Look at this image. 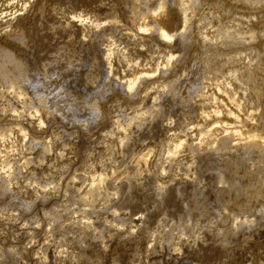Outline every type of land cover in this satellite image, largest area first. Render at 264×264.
<instances>
[{
  "label": "bare ground",
  "instance_id": "1",
  "mask_svg": "<svg viewBox=\"0 0 264 264\" xmlns=\"http://www.w3.org/2000/svg\"><path fill=\"white\" fill-rule=\"evenodd\" d=\"M74 1L81 6L76 15H62L45 30L42 24L26 29L22 21L2 30L6 42L0 43V142L10 140L11 145L9 150L0 146V210L15 208L27 219L31 214L42 215L39 217L51 222H41L52 224L53 231L62 238L77 231L74 242L78 248L73 251L78 253L74 256L71 251V264H116L119 253L114 250L120 252L132 243L135 254L143 247H154L152 250L157 252L168 244L173 246L171 250L167 246L170 251L179 253L184 249L186 257L199 264H264V0H120L125 5L120 12L125 11L126 25L118 9L113 10L108 3L110 8L106 7V2L102 3L104 12L98 6L99 12L96 8L93 13L88 0ZM105 12L111 25L100 31ZM82 18L90 20L85 23ZM75 27L78 32H74ZM46 31L53 35L66 33L68 39L38 63L30 54L21 58L12 49L13 45L25 48L28 41L38 38L45 41ZM109 97L116 113L126 106L131 113L123 111L125 116L119 113L121 118L117 114L109 120L110 113L116 111L112 107L114 111L108 113ZM108 121L111 126L104 131L107 142L98 133L105 142L98 146L100 150L96 148L101 152L97 153L99 158L93 161L95 149L88 165L85 162L93 155L91 150L85 157L79 155L90 171V176L84 178L86 189L80 190L73 181L76 177L68 176L76 166H71V159L68 164L69 158L64 161L63 154L65 150L77 152L76 143L82 137L83 141L91 138L82 133L77 139L75 133L100 123L107 126ZM46 124L51 133L44 135ZM69 125L73 128L70 131ZM94 139L89 140L91 148L100 145V140ZM115 150L120 152L121 157L119 152L116 154L122 164L128 161L127 165H115ZM31 151L36 154L31 155ZM51 154L55 163L50 160ZM48 160L61 172H68V179H59L64 187L56 181L61 175L55 173V167L50 166L55 170L51 177L49 165L47 169L42 165ZM16 161H20L18 168ZM20 166L30 168L24 186ZM79 166L73 170L78 176ZM17 178L24 183L19 180V187L12 190V180L17 183ZM43 178L49 182L55 178L57 185H62L58 186L66 187L69 197L75 196L71 197L73 201L87 206L81 209L85 216L78 208L81 216L76 218L77 206L71 209L69 197L62 198L67 200L65 203L59 201L63 189L58 193L55 187L45 186L47 180L40 187L36 180ZM54 188L57 198L50 192ZM136 213L141 214L137 220ZM70 215L76 220L74 225L69 219L71 224L64 226ZM1 219L3 230L10 222L5 221V225ZM16 220L11 227L15 228ZM34 225L27 226L33 229ZM124 228L129 235L123 232L127 237L119 238ZM114 233L119 235L113 242ZM6 235L0 239H10ZM7 243L0 242V264H14L19 256L26 255L21 242V247ZM112 245L111 252L116 253L113 258L106 251ZM170 251L166 249L165 253ZM184 251L179 255H185ZM68 260L59 257L56 264Z\"/></svg>",
  "mask_w": 264,
  "mask_h": 264
},
{
  "label": "rangeland",
  "instance_id": "2",
  "mask_svg": "<svg viewBox=\"0 0 264 264\" xmlns=\"http://www.w3.org/2000/svg\"><path fill=\"white\" fill-rule=\"evenodd\" d=\"M73 0H0V43L1 44H4V42H6V38L4 37V34H2L3 33V31L2 30H4L7 26H8V24L9 25H11V26H13L15 23H16V21H22V24H24L25 23V25H24V27L26 28V29H29V28H31V26L32 27H35V26H39V24H42L43 25V27H44V30H45V28L48 26L49 27V23H50V25H51V23H55V21H57L56 19H60V18H62V15H64V16H67V13H68V16L71 14V16H69L70 18L71 17H73V13H74V15H76V11L77 10H80L79 8L81 7L80 6V3L79 2H76V1H74V2H72ZM91 3L90 5H89V8H90V11L92 10V12L94 13V11H93V9L95 10L96 8V10H95V12H99L98 11V9L99 10H104V9H106V7H108V8H110V6H113V7H111V8H113V10H117V12L122 16L121 18V20L123 21V23L125 24L126 23V17H125V15H124V12L125 11H123V12H120V11H122V10H125L124 9V7H125V5L123 4L122 5V1H120V0H114V1H112V0H88V3ZM104 2H106L105 4H106V7L104 6L103 7V5H105L104 4ZM102 3H103V5H102ZM107 3L108 4H110V6L109 5H107ZM115 3V4H114ZM120 3V4H119ZM98 4V5H97ZM116 5V6H115ZM120 5L122 6V7H120ZM98 6H99V8H98ZM101 6V7H100ZM117 6H119V7H117ZM25 7V8H24ZM39 7H41V9H42V11L41 10H39L38 8ZM104 9H103V8ZM115 7H117L116 9H115ZM102 8V9H101ZM120 8H121V10H120ZM44 9V10H43ZM46 11V13H44ZM102 12H104V11H102ZM66 13V14H65ZM123 15H122V14ZM43 14V15H42ZM40 15H42V16H40ZM106 15V17H104ZM124 16V17H123ZM18 17V18H17ZM43 18V20H40V19H42ZM104 18L105 19H107V21L106 20H104ZM16 19V20H15ZM75 20H76V18H74ZM108 19L109 18H107V14H106V12L104 13V15L102 14V22L104 23V25L102 24V26L98 29V30H102V28H103V26L104 27H106V26H108V24H110L111 25V21H110V19H109V21H108ZM124 19V20H123ZM40 20V21H39ZM45 20H47V21H45ZM55 20V21H54ZM82 20H83V18H82ZM90 19H88L87 20V18H86V20H83L84 22L86 21V22H88ZM105 21L106 22H109V23H105ZM38 22V23H37ZM41 22V23H40ZM47 22V23H46ZM85 22V23H86ZM13 23V24H12ZM36 23V24H35ZM122 22L121 23H119V24H123ZM33 24V25H32ZM45 24V25H44ZM118 24V25H119ZM122 25L124 28H127V26L125 27V25ZM106 25V26H105ZM121 25H119V28L121 29V27H120ZM77 28L78 27H75L74 28V32L75 31H77ZM123 29V28H122ZM122 29H121V31H122ZM2 31V32H1ZM129 32V30H124V32ZM47 33H48V35H47V38H48V40H47V38H46V40L45 41H40L39 40V38L38 39H35V41H28V43L25 45V48H24V46L23 47H21V46H19V45H16V47H15V45H11V47H13L12 49L15 51V53L18 55V56H22L21 58H26V57H28L29 56V54H30V56L29 57H32L34 60H36V63H38L39 62V60H41V59H43V58H46V57H49L50 56V54L53 52V50H54V48H58L59 46H61V44L63 45V44H65V42L67 43V35H66V33H61V32H59V33H61V34H59V33H56V35L54 34L53 35V33L52 32H48V31H46ZM78 32V31H77ZM77 32H76V34H77ZM50 34H52V35H50ZM66 35V36H65ZM4 37V38H3ZM37 40H39V41H37ZM29 42H32V43H29ZM37 42H40V43H37ZM33 43H34V45H33ZM37 43V44H36ZM43 43V44H42ZM31 44V45H30ZM49 44V45H48ZM57 44V45H56ZM122 44L123 43H121L120 45L122 46ZM40 45V46H39ZM52 45V46H51ZM18 47V48H17ZM20 47V48H19ZM36 47V48H35ZM38 47V48H37ZM28 48V49H27ZM33 48H35L34 50H33ZM39 51H41V52H39ZM44 51V52H43ZM34 52V53H33ZM48 52V53H47ZM51 52V53H50ZM40 57V58H39ZM11 96V95H10ZM111 98L109 97V99L106 101L108 104L107 105H109V109H108V113H110V112H112V111H114V110H116L114 107V104H112V99L110 100ZM148 99V98H147ZM110 102V103H109ZM112 107H113V109H112ZM123 108H125V107H123ZM122 108V109H123ZM127 108V109H126ZM126 108H125V110L123 109V111H125V114H126V112H127V114L126 115H129L130 113H131V111L132 110H129L130 109V107H129V109H128V106H126ZM112 111H111V110ZM122 110L121 111H119V113L121 114V115H124V112H123ZM130 111V112H129ZM116 112H118L117 110L116 111H114V113H110V116H109V120H114V115H117V114H119V113H116ZM118 115V117H120L121 118V115ZM111 115H113V116H111ZM125 116V115H124ZM47 117L49 118V117H51V115H47ZM111 117H114V118H111ZM111 118V119H110ZM50 119V118H49ZM111 120V121H112ZM110 123V121H108V123H107V126H104L106 123H104V125L103 126H101V123L100 124H98V123H95L97 126L96 127H90V128H88V131L91 129V128H95V129H91V132L89 131H85L84 130V132H82L83 130H80V131H78L79 133H75L76 135H75V137L78 139H80L82 136H83V134L82 133H86L87 135H91V140L93 141V139L96 137H98L97 139L98 140H100V141H102V140H105V142H107V139L105 138V136H104V134H105V132H106V129H108V126L111 124H109ZM47 125V124H46ZM48 126V127H47ZM47 126H43V131H45V128H47L46 129V134H44V135H47V132L50 134L51 132L49 131V130H51L50 129V126L49 125H47ZM111 126V125H110ZM109 126V127H110ZM69 128H68V131H70V130H72L73 128H72V126L70 127V125L68 126ZM71 128V129H70ZM70 129V130H69ZM109 129H111V128H109ZM93 130V131H92ZM102 130V131H101ZM101 131V132H100ZM105 131V132H104ZM108 131V130H107ZM81 132V133H80ZM104 132V133H103ZM88 133H91V134H88ZM98 133L100 134H103V137H102V140H101V136L99 137V135H98ZM80 134H82L81 135V137H79L80 136ZM79 135V136H78ZM86 135V136H87ZM40 136V135H39ZM76 138H74V139H76ZM83 138V137H82ZM81 138V140H79L78 142H79V144H77L76 143V146H78V148L77 149H79V150H77V152H75V153H73L71 150L70 151H68L67 150V152L68 153H70V154H66L67 152H66V150H65V152H64V154H63V156H64V161H66V159H68L67 160V162L68 161H70V159L73 161H71L70 163H72V165L68 162V164H70L71 166H76V167H78L79 165L77 164V163H80V166H79V169H80V171H81V173L79 174V176L83 179V180H81L80 179V177L78 176V175H76V174H74L75 173V171L73 172V170L76 168V167H74V168H72L71 166H67V169H73L72 170V172H71V170H68V171H70L71 173V175L68 173V172H66V173H68V176H75L76 178H74L75 180H77V182L75 181V180H73L74 181V184H77V187H79V188H81L80 190H84V189H86L85 188V186H87V182H86V177L88 178L90 175H88V169H87V167L86 166H83V163L85 162V161H83V159L84 158H82V160H80L81 159V157L79 156V155H81L82 157L84 156V155H89V153H88V151L89 150H91L90 152H92L93 153V155H91V156H89V161L88 160H86V164H88V163H91L92 162V157L94 156V150L97 148V149H99L100 150V148L98 147V146H103V145H105V142L104 141H102V142H100L99 141V144L100 145H97L95 148L94 147H92V148H94V149H92L90 146H91V142L89 143V140L87 141L86 139H88V137L87 138H84V141H83V139ZM95 138V139H96ZM94 139V140H95ZM96 139V140H97ZM85 140H86V142H85ZM9 141V142H8ZM8 141H5L4 143L3 142H0V143H2L0 146L3 148V147H7V149L9 150V146L11 145V143H10V140H8ZM82 141V142H81ZM75 142H77V140H75ZM9 143V144H8ZM80 143H81V145H80ZM84 144H89V145H84ZM82 145H84L85 147H82ZM80 146V147H79ZM86 146H88V147H86ZM82 147V148H81ZM84 148V149H83ZM88 148V149H87ZM102 148V147H101ZM95 150V156L93 157V161L94 160H96L97 158H99V155H100V153L101 152H96V151H99V150ZM76 150H74V151H76ZM81 150H84V152L86 153H84V154H82L80 151ZM88 150V151H87ZM93 150V151H92ZM26 150H24V153H26L27 152V154H28V152L29 151H26ZM55 151V150H54ZM54 151H52V153L54 152ZM80 153H79V152ZM116 151V150H115ZM114 151V152H115ZM32 152V154L31 155H35L36 154V151H31ZM83 152V151H82ZM114 152H113V159L115 160V158H116V161H114V162H116L115 163V165L116 166H118V164H119V166L122 164V161H121V158H119V156H118V154L120 155V157H121V154H120V152L119 151H116L115 152V154L116 153H118V154H114ZM30 153V152H29ZM51 153V152H50ZM77 153V154H76ZM88 153V154H87ZM99 155H98V154ZM53 154H55V152L53 153ZM72 154V155H71ZM75 154V155H74ZM96 154H97V157H96ZM50 155V154H49ZM69 155V156H68ZM71 155V156H70ZM77 155V156H76ZM54 155H52L51 154V157H50V160L52 159L53 160V162H54V160H55V162H56V158L55 157H53ZM67 156V157H66ZM74 156H76V157H74ZM48 157V158H49ZM53 157V158H52ZM85 157V156H84ZM90 157H91V159H90ZM18 158V157H17ZM78 158V159H77ZM96 158V159H95ZM118 158H119V160L120 161H117L118 160ZM154 158V157H153ZM152 159V158H151ZM61 160H62V158H61ZM80 160V161H79ZM153 160V159H152ZM63 161V160H62ZM82 161V162H81ZM88 161V162H87ZM52 162V163H53ZM54 162V163H55ZM76 162V163H75ZM112 162V161H111ZM113 162V163H114ZM118 162V163H117ZM18 163V161H16V165H17V168H18V164L20 165V161H19V163ZM45 163H47V164H45ZM107 163H109V162H107ZM121 163V164H120ZM124 163V162H123ZM126 163V164H125ZM125 165H127V163H128V161L126 162L125 161ZM45 164V165H44ZM76 164V165H75ZM43 166H45L44 168L45 169H47L48 167V171H50L51 172V174H49L50 176L51 175H53V174H57V175H61V176H63V177H61L60 176V178H59V176H58V180L56 179V181L58 182V181H60V180H62L61 178H64V179H66V177H67V174L65 173V172H61L62 170H61V168H56V166H55V164H49V160H48V162L47 161H45L43 164H42ZM46 165H49V166H47V168H46ZM52 165V166H51ZM83 167H85V168H83ZM89 165V164H88ZM123 165V164H122ZM125 165H123V166H125ZM42 166V167H43ZM55 167L54 169H56V171L52 168V169H50L51 167ZM21 167V166H20ZM20 167H19V169H20ZM29 167V166H28ZM122 166H120V168H121ZM16 168V169H17ZM21 169H22V173H21V177H22V180H24L25 181V183L22 181V180H20L19 178H21V177H19V178H17L18 179V182L16 183V181H14V180H12L14 183H11V185H10V188L12 189V190H15V187L16 188H18L19 186H17V185H19V183H21V184H23V186L24 185H26L27 183H28V181H27V183H26V177H28V175L30 176V171H28V170H30V168H28V170H27V168H22L21 167ZM20 169V170H21ZM24 169V170H23ZM67 169L65 168V170L67 171ZM79 169H77L78 171H79ZM18 170V169H17ZM17 170H15L14 171V173H16L17 172ZM63 170H64V168H63ZM86 170V172H84V171ZM26 171V172H25ZM55 171V173H53ZM79 171V172H80ZM24 172V173H23ZM49 172V173H50ZM53 173V174H52ZM59 173V174H58ZM62 173V174H61ZM83 173V174H82ZM85 173V174H84ZM89 173H90V171H89ZM24 174H25V178H24ZM65 174H66V176H65ZM74 174V175H73ZM84 175L83 177H82V175ZM85 175H86V177H85ZM55 177H56V175H54ZM51 177H53V176H51ZM69 177H67V179H68ZM71 178V177H70ZM85 178V179H84ZM44 179V178H43ZM43 179H39V180H36L39 184H40V187H41V185H42V183H44L45 184V182H46V180L47 179H44L45 181H40V180H43ZM60 179V180H59ZM78 179H80V180H78ZM21 182H20V181ZM84 180H85V183H84ZM48 182H49V180H47ZM52 181V179L50 178V182ZM55 181V178L53 179V182H54V184H53V182H49L50 183V185H46L45 184V186H47V187H55L56 188V190L58 191V193H59V190H62L63 189V191H65V188H63L64 187V185L65 184H63L64 183V181H60L59 183H61L62 185H63V187H60V186H62V185H60V184H58V185H60V186H58L57 185V182ZM47 183V182H46ZM81 183H83V184H81ZM17 184V185H16ZM20 184V185H21ZM79 184V185H78ZM16 185V186H15ZM60 187L59 189H58V187ZM82 186V187H81ZM55 188L53 189V191H50V192H52L53 194V197L55 196L56 198H57V195H55V194H57V191L55 190ZM23 190H25V189H23ZM55 192V193H54ZM61 193L59 194V196L61 197H58V199H60L59 201H61L62 203H65L67 200H68V203H69V201H70V203H69V206L71 207V209L74 207V205H75V207L74 208H76V206H77V213L78 212H80L81 211V209H87L86 207L87 206H83V204L81 205V203H79L76 199L73 201V197H75V196H71V197H69V195H68V191L66 190L64 193L65 194H67V195H65L64 193H62V191H60ZM62 194V195H61ZM69 194H70V192H69ZM72 194V193H71ZM64 195V196H63ZM66 196V197H65ZM65 198V199H67L68 197H69V199H67L66 201H65V199L63 200L62 198ZM71 198V199H70ZM75 203H73V202ZM81 205H77L78 203ZM73 203V204H72ZM77 203V204H76ZM61 204V203H60ZM107 205H110V203L109 204H107ZM79 206V207H78ZM83 206V207H82ZM81 207V208H80ZM78 208H79V210H78ZM5 210H7V209H3V211L2 210H0V219L1 218H3V219H1V220H3V222L5 223V221L6 222H10L8 225L5 223V225H7V228H5L4 227V229L3 230H0L1 232H3V231H5V232H3V233H1L0 234V237H4V235H6L5 233H7L8 234V232H10L11 234H16L15 236L14 235H12V237L14 238H12L11 237V235L10 236H7V237H9L10 239H0V242H3L5 245H10L9 243H7V242H9L10 241V243L11 244H13L12 246H19V243L21 242V244H23L22 245V248L24 247L25 249V256L24 257H18L16 260H15V262H14V264H25V262H26V264H56V259H58L59 257H67V258H69V260H68V262L66 261V264L68 263H70L71 264V261L70 260H72V258H74V256H75V254L77 255V253H78V250H75V252L73 251V248L75 249L76 247H77V242H76V240H75V238H77L78 237V232L77 231H74L73 230V232H72V235H71V232H70V234H69V232L67 233V234H69V235H71V236H68V235H63V238H62V235H61V237H60V234L58 233V234H56V232H54L53 231V229H52V224L49 226L47 223L50 221L49 219H46L45 217L43 218H40L42 215H39L38 216V214H37V216H36V214H34V216L31 214V216H29L28 215V219L26 218V217H23L20 213H19V211L18 210H16L15 208L13 209V208H11V210H10V208H8V210L9 211H7V212H5ZM14 210V212H12ZM74 210V209H73ZM76 210V209H75ZM122 212V211H121ZM19 213V214H18ZM77 213H75L76 214V218L78 217V219H79V216H81V215H83V216H85L84 215V213L81 211L80 212V214L81 215H79V213L77 214ZM14 214V215H13ZM75 214H73L74 215V217H75ZM2 215V216H1ZM19 215H20V217L22 216L23 218H20L19 219ZM79 215V216H78ZM134 216H135V214H133ZM132 215V216H133ZM7 216V217H6ZM10 216H12L11 218H10ZM16 216H18V217H16ZM37 217V219H36V217ZM140 217L141 216V214L139 215V213H136V216H135V220H137V218L136 217ZM10 219H9V218ZM15 219H14V218ZM32 217V218H31ZM35 217V218H34ZM40 219H39V218ZM64 216H63V219H62V221L64 220ZM67 218V217H66ZM133 219H134V217H132ZM18 221H17V220ZM23 219V220H22ZM30 219V220H29ZM38 221V223H36V220ZM44 220V219H46L45 220V222H47V223H43V222H41V220ZM72 219L71 218V215H70V217H68V219H66V222H68V224H66V222L64 223L65 225L64 226H66V225H68L69 226V224H71L72 222H74V220L75 219H72V221H71V223L69 222L70 220ZM10 220V221H9ZM13 220H16V225L18 226V228L16 227V225L14 224L15 222H13V224L15 225V228H14V226L12 225V227L10 226L11 225V223H12V221ZM32 220V221H31ZM40 220V221H39ZM21 221V222H20ZM29 221V222H28ZM33 221H35V222H33ZM61 221V222H62ZM76 221V220H75ZM31 222H33V224H31L30 225V223ZM51 222V221H50ZM29 224V226H31V227H33V225L36 227H34L33 229H36V230H34V232H33V229H30V227L29 226H27L28 224ZM41 223V224H40ZM135 224L134 225H136V224H139L140 222H134ZM21 225V227H20V225ZM26 224V225H25ZM37 224H40V225H37ZM50 224V223H49ZM132 225H133V223H131ZM4 225V226H5ZM24 225H25V227H24ZM71 225H74V223H72ZM133 225V226H134ZM167 226V225H166ZM166 226H165V228L164 227H162V229L164 228V230H168V228L166 229ZM13 228L12 229V232L11 231H8V230H11V228ZM29 227V228H28ZM41 227V228H40ZM45 227L47 228L46 230H45ZM49 227V228H48ZM8 228H10V229H8ZM17 228V229H16ZM20 228V229H19ZM24 228V229H23ZM52 229V231L54 232V235H53V233H52V231H51V229ZM6 229V230H5ZM8 229V230H7ZM14 229L16 230V231H14ZM29 229V230H28ZM126 228H124V230L122 231V230H120V232H121V234H120V236L121 237H119V238H123L122 237V235L124 236V233L123 232H125V235H127L128 233L126 232V230H125ZM127 229H131V227H129V228H127ZM133 229V228H132ZM18 230H19V232H18ZM26 231V230H28V231H26L25 233L26 234H24L23 232H22V234H20L21 232L20 231ZM40 231V232H35V231ZM14 231V232H13ZM45 231V232H44ZM50 231V232H49ZM128 231V230H127ZM16 232H18V233H16ZM27 232H28V234H27ZM42 232V233H41ZM77 232V233H76ZM119 232V233H120ZM34 234V235H31V234ZM47 233V234H46ZM110 233V232H109ZM109 233H107V234H109ZM119 233H114L115 235H114V240H113V242L116 240V234H118L119 235ZM26 236H28V237H25L24 235ZM36 234V235H35ZM46 234V235H45ZM51 234V235H50ZM75 234V235H74ZM78 234V235H77ZM2 235V236H1ZM9 235V234H8ZM19 235H21V236H19ZM23 235V236H22ZM47 235H50V236H47ZM129 235V234H128ZM127 235V236H128ZM5 236V237H6ZM47 236V237H46ZM54 236V237H53ZM58 236L60 237V239L58 238ZM127 236H124V238H126ZM185 236H187V235H185ZM15 237H16V239H15ZM19 237L21 238L22 237V239H19ZM24 237V238H23ZM30 237V238H29ZM35 237V238H34ZM38 237V238H37ZM44 237H46V238H44ZM49 237V238H48ZM56 237V238H55ZM71 238V240L73 241V242H71V240H69V238ZM75 237V238H74ZM118 237H117V239H118ZM188 237V236H187ZM58 238V239H57ZM186 238V237H185ZM12 239V240H11ZM29 239H31V241L29 240ZM53 239H54V241H53ZM56 239V240H55ZM63 239V240H62ZM68 239V241H66ZM78 239V238H77ZM19 242H18V241ZM44 240H46V241H44ZM48 240H51L50 242H52V244L48 241ZM7 241V242H6ZM23 241H24V243H23ZM34 241V242H33ZM45 243H43V242ZM48 241V242H47ZM59 241H60V244H59ZM64 241V242H63ZM70 241V242H69ZM76 243H75V242ZM58 242V243H57ZM67 242H69L70 244L68 245V243ZM112 241H110V243L111 244H113L114 245V243H113ZM7 243V244H6ZM17 243V244H16ZM40 243L42 244V245H40ZM56 243V244H55ZM67 245H66V244ZM73 245H75L76 244V246H73ZM75 243V244H74ZM94 243H96V241L94 242ZM21 244H20V246L19 247H21ZM58 244V245H57ZM64 244L66 245V247H64ZM111 244H109V245H111ZM133 244V243H132ZM131 244V246L132 247H134L133 245ZM26 245V246H25ZM30 245H32V246H30ZM46 245V246H45ZM63 245V246H62ZM112 245V246H113ZM163 245H165V244H163ZM162 245V249H159L157 252H156V250L155 249H153V250H155L154 252H153V250H152V248H154V247H152V248H144L143 247V249L142 250H140V252L138 253V251H137V253L138 254H135L136 253V248H134V250H133V248L129 245V246H127V249H126V253H127V255H126V253H124V250H121L120 252H119V250H118V248H116L117 249V251H115L114 250V246L112 247V246H108V248H110V249H106V251L108 250V254H110V253H112V256H111V254H110V256L109 257H111V258H113V257H115L116 256V253L118 254L119 253V255H117L115 258H119V256H120V260H121V262L119 261V259L117 258L116 260H114L115 261V263L116 264H124L125 262H129V261H131L133 264H176V263H178V264H188V262H189V264H191V261L186 257V256H188V254H186V251H184V249H180V252L181 251H184L185 252V255H183L184 253L182 252V254H181V256L179 255L180 254V252L178 253V251L177 250H173V251H170L172 248H173V246L171 247V245L169 246L168 244H167V246L168 247H170V250H169V248L167 247V246H163ZM40 246V247H39ZM57 248H56V247ZM60 246H62V247H60ZM73 246V247H72ZM154 246V245H153ZM49 247V248H48ZM52 247V248H51ZM166 247V248H165ZM33 250H31V249ZM36 248H38L37 250H36ZM63 248V249H62ZM65 248V249H64ZM68 248V249H67ZM78 248V247H77ZM76 248V249H77ZM107 248V247H106ZM131 248H132V250L133 251H131ZM139 248V247H138ZM158 248H160V246H158V247H156V249H158ZM61 251H59V250ZM62 249V250H61ZM67 249V250H66ZM112 249L114 250V252H116V253H114V252H111L112 251ZM152 251H150V250ZM164 249H165V251H166V249L168 250V251H170V253L169 252H167L168 253V255L169 254H171V256L169 255H166L167 253H165V251H164ZM41 252H40V251ZM56 250V251H55ZM69 250V251H68ZM128 250H129V252H128ZM148 250V251H147ZM162 250H163V252H162ZM43 251H45V253L43 252ZM54 253H53V252ZM58 251V252H57ZM67 251V252H66ZM71 251L72 252H74L73 254H74V256L71 254ZM135 251V252H134ZM145 251V254L146 255H144L143 254V252ZM159 251H160V254H159ZM177 251V252H176ZM43 252V253H42ZM51 252H52V254H51ZM69 252V253H68ZM124 253V254H121L120 255V253ZM142 252V253H141ZM148 252V253H147ZM150 252V253H149ZM172 252V253H171ZM31 253V255H29ZM37 255H36V254ZM58 253V254H57ZM113 253H114V256H113ZM141 253V254H140ZM158 253V254H157ZM174 253V254H173ZM175 253H177V255L175 254ZM41 254V255H40ZM44 254H46V255H48V256H46L45 255V257L43 256ZM55 254V255H54ZM59 254H60V256H59ZM62 254V255H61ZM65 254V255H64ZM129 254V255H128ZM140 254V255H139ZM162 254V255H161ZM29 255V256H28ZM39 255H40V257H39ZM50 255H51V257H50ZM56 255H57V257H56ZM123 255V256H122ZM132 255H135V257L134 256H132ZM137 255H138V257H137ZM143 256V258H142V256ZM151 255V256H150ZM182 255H183V257H182ZM42 256V257H41ZM122 256V257H121ZM132 256V257H131ZM180 256V257H179ZM27 257V258H26ZM32 257V258H31ZM34 257H37V259L36 258H34ZM147 257V258H146ZM170 259H169V258ZM182 257V258H181ZM187 259H186V258ZM28 260H26V259ZM46 258V259H45ZM71 258V259H70ZM114 258V259H115ZM129 260H128V259ZM132 258V259H131ZM159 258H161V259H159ZM185 258V259H184ZM33 259H35L36 260V262H35V260H33ZM55 259V260H54ZM122 259H123V261L125 260V262H123L122 261ZM138 259V260H137ZM173 259V260H172ZM175 259V260H174ZM26 260V261H25ZM41 260V261H40ZM127 260V261H126ZM133 260V261H132ZM167 260H169V261H167ZM182 260H184L183 262H181ZM20 261V262H19ZM38 261V262H37ZM40 261V262H39ZM53 261V262H52ZM113 261V262H114ZM163 261V262H162ZM188 261V262H187ZM29 262V263H28ZM35 262V263H34ZM43 262V263H42ZM73 262V261H72ZM149 262V263H148ZM181 262V263H180ZM195 262L196 261H192V264H195ZM74 264V263H73ZM196 264H199L198 262H196Z\"/></svg>",
  "mask_w": 264,
  "mask_h": 264
}]
</instances>
